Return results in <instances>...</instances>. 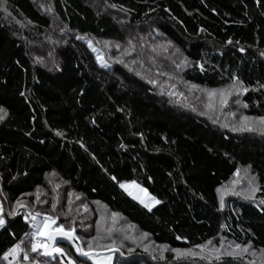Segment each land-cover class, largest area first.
I'll return each instance as SVG.
<instances>
[{
	"label": "trees",
	"instance_id": "obj_1",
	"mask_svg": "<svg viewBox=\"0 0 264 264\" xmlns=\"http://www.w3.org/2000/svg\"><path fill=\"white\" fill-rule=\"evenodd\" d=\"M49 1L53 15L39 1L0 0L14 20L30 26L15 29L0 10V202L7 221L0 228V264H7L14 247H32L28 214L58 218L87 234L62 201L54 206L46 196V207L37 203L55 176L95 212L103 206L169 250L223 241L264 251V134L223 131L174 100L189 101L180 90L184 86L232 88L241 112L264 119V0ZM114 15L140 33L142 46L148 35L177 48L180 61L166 71L184 86L120 63L116 51L129 54L136 44L127 43ZM53 17L69 38L48 49L56 62L46 68L31 50L32 43L44 45L39 38L48 34ZM115 42L120 49L113 52ZM134 59L144 69L140 54ZM240 166L250 167L256 193L225 199L221 190L239 176ZM124 182H137L160 204L147 209L122 189ZM20 202L28 209L12 214ZM61 245L80 264H91ZM136 254L119 255L115 264H252L242 258L176 259L168 253L160 260ZM41 257L19 264H61Z\"/></svg>",
	"mask_w": 264,
	"mask_h": 264
},
{
	"label": "rangeland",
	"instance_id": "obj_2",
	"mask_svg": "<svg viewBox=\"0 0 264 264\" xmlns=\"http://www.w3.org/2000/svg\"><path fill=\"white\" fill-rule=\"evenodd\" d=\"M43 5L45 12L53 15L52 4L49 0H35ZM1 12L6 15L11 21H13L12 26L16 29L30 27L27 25L22 18L18 17L15 13L14 15L18 18L14 20L13 15L10 13L11 8H6L0 5ZM10 10V11H9ZM100 10H103L102 7ZM118 19L120 25H123L125 29L124 37L128 42L136 44V51L130 52L129 54H124L120 49V43H113V52L116 51V55L121 58L116 57L118 60H124L120 62L124 64L125 67H137V71L141 72L144 76L152 79L151 72H155V75L159 81L172 84H181L184 86L177 76L172 75V72H167L166 70H172L177 62L180 61L179 51L170 42H166L163 39H159L157 43L151 41V37L146 35V42L144 47L142 46V37L140 33H136L128 29L125 20H122L121 15H114ZM51 24L50 30L46 36L40 37V40H45L44 45L32 43L34 48L31 50V56L38 60L39 64L44 65L47 68L53 66L56 62V57L54 53H51L48 49L53 48L54 45L60 42H64L69 38V34L65 27L61 23L57 22L55 17ZM34 28V27H33ZM39 41V40H38ZM102 46L107 49L108 44L103 43ZM128 47L123 45L122 48ZM139 47V49H138ZM96 53L98 51L96 50ZM115 54V53H114ZM140 54L142 60L145 61L144 69L140 67L139 62L131 61L133 57L137 59ZM99 56V54H98ZM130 59H127L128 57ZM51 58V59H50ZM100 62L104 64L102 57H98ZM134 59V60H135ZM165 70L157 74V69ZM169 75H168V74ZM172 76L176 77L174 79ZM155 78V79H157ZM178 79V80H177ZM171 89H168L170 92ZM182 92H185L186 97L183 99L178 97L174 100L177 103L189 107L190 110L202 112V116L207 117V122L213 127L222 129L223 131H228L237 135L250 136H260L264 134V119H256L246 116L243 112L242 104L238 98V94L235 89L226 88L222 90H193L192 87L187 88V86L181 87ZM190 100H194L192 103ZM192 112V111H190ZM192 114H194L192 112ZM240 174L238 177L234 178L228 184H226L221 190V196L225 199L229 198H253L256 193V181L254 179V174L251 172L250 167L240 166ZM48 184V192L43 191L42 196L38 197V204H43L44 198L49 196V202L51 198L54 202V206L59 202H63L66 206L67 214H70L71 219L82 225V229L86 231L87 234H79L76 228L65 227L61 225L58 218H53L52 216H43L41 214H28L27 220L33 224L34 232L32 233L33 243L32 247L26 248V243L14 247L10 252L6 254L7 264H19L21 260L29 261L31 257L35 256L37 253L41 254V258L45 260L56 262L57 260L62 261L60 258L48 259L44 255V248L47 244L46 233L48 235L53 231H66L74 233L77 236L80 246L69 245L78 259L94 264H115L117 258L122 257L123 259H129L136 253H145L153 257H158L160 260L166 259V255L169 253L173 258H209L213 261L230 258H242L252 264H264V251L257 250L253 246L237 247L226 242L221 241L214 242L207 246H204L197 250L189 251H173L169 250L164 246L155 244L146 234L142 233L136 227L131 224H124L123 221L110 214L103 206L96 205V212L91 207L90 204H86L79 194L73 193L72 191H66L64 183L58 179V176L48 179L46 182ZM122 189L131 196L135 201L146 207L147 209H153L160 204L157 197L151 195L146 188L138 184L137 182H124L120 185ZM48 193V194H47ZM42 207H46L44 203ZM28 209L27 205L23 202L17 203L11 207L10 211L12 214H20L23 210ZM95 212V214L93 213ZM3 209L0 202V228L6 224L5 215L2 214ZM109 213V214H108ZM58 223V224H57ZM56 226L54 228L53 226ZM44 232H46L44 234ZM60 243L58 248L61 250L66 258L70 260L73 264H80L69 254V250L61 247ZM65 244V245H66ZM78 247V248H77ZM57 248V249H58ZM84 253H91V257L87 258ZM135 254V255H133ZM33 260V259H31Z\"/></svg>",
	"mask_w": 264,
	"mask_h": 264
},
{
	"label": "water",
	"instance_id": "obj_3",
	"mask_svg": "<svg viewBox=\"0 0 264 264\" xmlns=\"http://www.w3.org/2000/svg\"><path fill=\"white\" fill-rule=\"evenodd\" d=\"M53 227L56 228L57 225L56 226L54 225ZM46 235L47 236L44 239H46L47 244H46L45 248L43 249L44 255L46 256V258L54 259V260L57 258H60L63 264H73L72 262H70V260L68 258H66L64 253L61 250H59L58 246L60 243H65V244L67 243L69 245L75 244L77 246H80L78 239H77V236L74 233H70V232H66V231H56V230H53L49 235H48V233H46ZM78 251L80 252V250H78ZM81 252H83V251H81ZM83 255L85 257L89 258V257H91L92 254L91 253H84ZM93 263L97 264L96 262H93Z\"/></svg>",
	"mask_w": 264,
	"mask_h": 264
},
{
	"label": "bare ground",
	"instance_id": "obj_4",
	"mask_svg": "<svg viewBox=\"0 0 264 264\" xmlns=\"http://www.w3.org/2000/svg\"><path fill=\"white\" fill-rule=\"evenodd\" d=\"M46 232H44V234H45Z\"/></svg>",
	"mask_w": 264,
	"mask_h": 264
}]
</instances>
